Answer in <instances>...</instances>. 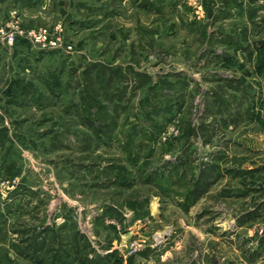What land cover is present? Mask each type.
I'll return each instance as SVG.
<instances>
[{"label": "rangeland", "instance_id": "374dc122", "mask_svg": "<svg viewBox=\"0 0 264 264\" xmlns=\"http://www.w3.org/2000/svg\"><path fill=\"white\" fill-rule=\"evenodd\" d=\"M12 21L60 30L73 47L0 43V264H35L20 255L21 233L61 223L63 208L103 254L102 242L125 232L128 205L149 200L155 217L114 250L120 264H264V68L255 42L264 41V0H0V26ZM105 65L123 76L108 90L121 109L111 137L98 139L79 95ZM185 152L195 175L214 168L183 210L180 188L162 195L137 172ZM108 205L122 224L104 214ZM132 241L140 247L129 255Z\"/></svg>", "mask_w": 264, "mask_h": 264}, {"label": "trees", "instance_id": "16d2710c", "mask_svg": "<svg viewBox=\"0 0 264 264\" xmlns=\"http://www.w3.org/2000/svg\"><path fill=\"white\" fill-rule=\"evenodd\" d=\"M145 5L147 4H142V6ZM149 5L152 6V3ZM255 42L259 54L256 68L258 71H261V69L264 68V41L258 40ZM20 43L27 45L22 40H20ZM104 69L105 73L100 72L99 74V76L102 75L100 80H97L96 84L87 81L85 84V91H82L79 95V107L81 112H83V116L81 115L83 118L82 120H84V115L86 114L87 117L85 120L87 128L95 132L98 139H100L99 137H111L110 130L115 127L116 117L121 109V104L118 98H116V95H111L108 90L110 91V88L113 86L112 83L114 78L117 77L118 84L123 76H120L119 68H112L105 65ZM107 71L109 72V79L107 80L104 78L103 80V75H105ZM53 77L54 76L51 78ZM57 80V78H54L53 83L48 84L56 87L55 84ZM144 83L145 82H142V84ZM227 83L229 84L230 81ZM117 86L119 87L120 84ZM27 89V87L22 88L21 93H25ZM117 97L120 96L117 94ZM100 99H104L106 102L100 101ZM105 103L111 106L109 107L111 116L105 112ZM180 158V160L175 162L166 161V164L161 166V168L150 169L148 171L140 170L137 173H143V178L139 179L158 189V192L162 195H165L167 192H175L172 187L180 188L182 192H176V195L181 196L182 200H179L177 205L183 210H186L206 192L207 186H202L203 183L201 178L203 175L206 178L211 176L214 166L206 164V169L200 170L198 174L195 175L192 172L193 166H189L192 163L191 156L185 152ZM186 168L189 169L187 171L191 172L189 178H185ZM109 179L110 178H102L103 182L100 183L105 185L106 182L111 181ZM121 179L123 180V185L132 184L135 180L129 178H113V182L121 181ZM116 208L117 206L115 207V205H108L104 214L122 224L123 214ZM61 215L63 221L59 224L53 221L51 224L35 227L29 234H27L28 232L20 231V233L24 232V235L21 233L23 238H20L19 241L21 248L20 255L22 257L31 259L35 264H120L117 251L111 250L105 252L110 247L108 243L105 244L104 242L99 246L103 254L96 250V247L93 246L88 236L79 229L71 209L63 208ZM112 225L117 228V225Z\"/></svg>", "mask_w": 264, "mask_h": 264}, {"label": "built area", "instance_id": "2783aa9c", "mask_svg": "<svg viewBox=\"0 0 264 264\" xmlns=\"http://www.w3.org/2000/svg\"><path fill=\"white\" fill-rule=\"evenodd\" d=\"M17 40L24 41L27 45L44 51L71 52L72 45L64 40L60 30L45 28L24 30L16 22L0 26V43L13 46ZM140 244L132 241L126 248V254L138 250Z\"/></svg>", "mask_w": 264, "mask_h": 264}, {"label": "crops", "instance_id": "0c3cea01", "mask_svg": "<svg viewBox=\"0 0 264 264\" xmlns=\"http://www.w3.org/2000/svg\"><path fill=\"white\" fill-rule=\"evenodd\" d=\"M241 29H243V26L241 27ZM247 33L248 30L246 31ZM248 36L244 35V37L242 38V40H247ZM135 204L133 205H128L129 207V214L127 216V222H128V226L125 229V232L118 235H115V238L112 239V244H110V247L107 251L105 252H109L111 250H120V245L123 244L124 239H127L129 237L133 236H138L139 232L138 230L144 227V224L146 222H149L150 218H154L155 216V210L157 205L156 201H150L149 203H144V204H139L137 205V209L134 208ZM133 207V208H132ZM104 243V242H102ZM125 262H123V264H125Z\"/></svg>", "mask_w": 264, "mask_h": 264}]
</instances>
